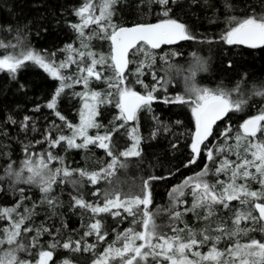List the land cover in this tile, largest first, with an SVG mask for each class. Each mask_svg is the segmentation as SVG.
Segmentation results:
<instances>
[{
    "label": "snow or ice",
    "instance_id": "obj_1",
    "mask_svg": "<svg viewBox=\"0 0 264 264\" xmlns=\"http://www.w3.org/2000/svg\"><path fill=\"white\" fill-rule=\"evenodd\" d=\"M163 9L164 19L156 23H140L131 27L119 26L112 22L114 5L118 0H83L82 5L74 10L79 23H71L70 27L78 34L80 47L73 44H65L58 51L66 54L59 62L56 59L57 52L41 53L20 45H7L0 42V48L7 50L23 47L21 51H13L0 56V73H7L12 80H17L19 73L26 70L29 65L38 67L47 73L52 79L58 81V87L51 100L43 107L52 110L55 117L64 123L71 135L56 134L58 126L52 121L48 128L44 129L43 139H37L34 143L23 146L25 158L18 170L8 164L5 176L9 178L10 185L35 186L44 194V201L55 212L57 201L49 198L53 187L58 182L70 184L77 195L71 196L72 208H81L90 211L95 218L94 222L87 226L80 240H67L61 242L53 236L51 228L30 226L33 212L24 209L21 215L18 209L26 198L25 189L13 186L11 191L17 196L13 207H0V221H7V226L0 227V264H32L30 259L22 258L24 254L31 255L39 249L35 264H50L53 262L54 250L58 247L72 251H91L94 244H83L84 237L95 236L97 241H105L108 232L101 217L102 214L110 215L113 219H126L132 217V224L138 225L140 230L129 227L116 236V240L109 244L93 264H264V237L262 239H250L241 243L240 235H247L249 231L258 230L264 234V108L258 114L252 115L239 125V131L233 136V128L228 125L220 133L223 143L208 146L209 137L214 136V127L218 122L230 119V114L241 113L246 107L245 99H232L233 91L217 88L215 90L198 86L197 75L208 70L204 60L196 57L184 76V94L170 95L169 87L172 81L165 75H158L156 70L157 56L155 50L162 45H175L182 41H192L196 37L190 27L178 19L170 18V0H152ZM176 0H172L175 3ZM207 4V0H205ZM231 7V5H226ZM97 8L99 14L97 15ZM96 25L101 39L110 42L109 56L100 55L89 50L85 42V29ZM87 39H90L88 37ZM220 40L229 46H247L251 49L264 47V11H253L245 17L235 15L229 17V26L221 35ZM138 54L144 59L137 60ZM175 56L177 53L173 52ZM159 59L167 63L168 54ZM135 65L134 71H129L130 65ZM76 65L74 75H65V71ZM99 66V70H98ZM231 67V61H228ZM111 71L110 77L104 76V68ZM175 66L167 64L165 71L174 69ZM148 73L154 83L150 87L144 83L142 77ZM129 75L134 76L135 84L142 86L145 93L134 90L133 81H129ZM104 79L108 85V91L102 94L90 89V83ZM71 81V83H69ZM82 84L84 91L74 93L81 98L82 108L79 112V123L71 124L66 117L57 110V103L66 88ZM23 89L24 85H20ZM264 85L256 86V96L264 97ZM235 94L239 95L237 87ZM115 101V107L119 110L116 120L121 123L115 125L103 135L89 134L90 129H99L103 125L97 122L99 108ZM154 103L166 106L187 105L190 107L194 118L195 131L191 133L189 145L191 157L184 165L188 167L196 164L201 154L206 157L203 168L192 176L186 177L180 184L174 186L169 192L170 207L152 211L153 204L152 183L155 180L166 179L164 176H149L142 181L138 193H126L119 189L114 178L121 168H126L129 158L142 156L140 148L141 136L139 134L138 113L142 109L152 111ZM41 110V105H36L35 112ZM157 124H162L159 117H153ZM131 122L134 123L129 127ZM8 125H17L21 132H36L37 128L32 116L25 115L19 121L8 115L5 121ZM181 124V121H176ZM124 131V134L132 141L131 146L118 153L115 150L113 137L116 133ZM157 128L152 133L155 138L159 133ZM164 132H170L168 125L163 126ZM234 143H230L233 141ZM80 141V142H77ZM65 144L68 149H89L95 146L106 152L110 162L97 171L85 169H70L63 166L62 158L54 156L51 149ZM47 144L48 151L36 153L30 149L35 145ZM173 149L177 144H172ZM234 157V159L232 158ZM53 161H59L61 166L53 168ZM172 173H169L171 176ZM215 177L214 182L208 178ZM221 176L226 179H220ZM0 177V194L6 195L8 188ZM107 182L111 187L103 192L96 188L93 196L103 197L102 203H92L83 198L81 190L83 186L91 184L96 186L101 182ZM254 182L260 187L251 189ZM192 197L191 207H183L187 204L186 195ZM233 201L245 207L246 211H237L232 221L233 230L220 225L217 231L220 235L211 236L206 232L197 233L183 221V217L197 209L206 210L202 218L208 220L214 215L216 208L229 209ZM163 211L167 214L168 225L157 223V216ZM126 214V215H125ZM242 222L259 225V228L241 227ZM183 223L184 226L179 225ZM67 225L65 224L64 227ZM171 231L169 235L164 228ZM58 231V230H57ZM34 233V235H30ZM47 233L53 236L52 242L45 249L40 243L41 237ZM236 237L235 240L233 238ZM227 238L228 246L221 251L218 248L222 239ZM119 243L120 246H116ZM205 245H210L207 253L201 252ZM191 257V258H189ZM67 264V262H65Z\"/></svg>",
    "mask_w": 264,
    "mask_h": 264
},
{
    "label": "trees",
    "instance_id": "obj_2",
    "mask_svg": "<svg viewBox=\"0 0 264 264\" xmlns=\"http://www.w3.org/2000/svg\"><path fill=\"white\" fill-rule=\"evenodd\" d=\"M99 2V0H96ZM83 0H0V42L7 45H16L19 41L23 47L43 53L45 50L49 53L57 52V61L63 60L66 54L58 50L65 44L71 43L77 46L78 34L70 27L71 23H78L79 18L75 16L74 10L79 8ZM231 5V7H226ZM171 11L170 18L178 19L186 23L192 34L196 37L192 41H182L175 45H162L160 49L155 50L157 56L156 70L158 75H165L172 81L168 94H184V76L186 70L190 67L196 57L201 58L207 64L208 70L197 75L196 82L198 86L210 89L222 88L233 91L232 99H245L247 104L243 112L230 114V119L219 122L218 127H214V136L208 140V146L216 143H223L220 133L228 125L233 128L232 135L239 131V125L244 119L258 114L260 109L264 108V97L256 96L254 89L256 86L264 85V47L251 49L247 46H229L224 44L220 37L229 26V17H245L253 11L260 13L264 11V0H176L169 2ZM114 15L112 22L119 25H132L139 23H156L164 19L163 9L160 5L153 3L152 0H118L113 8ZM86 33H91L90 39L85 40L89 45V50L98 55L107 53L110 49V42L101 39L96 25L88 28ZM23 47L16 49L11 47L7 50L0 48V56L13 52L21 51ZM173 52L177 55H171ZM168 54V61L165 63L159 59L160 56ZM144 59L142 54H138L137 60ZM228 61L232 66L228 67ZM167 64L175 66L170 71H165ZM99 70V66H98ZM135 65L129 66V71H134ZM76 65L66 70V75L76 73ZM104 76L110 77L111 71L106 67L103 69ZM136 78L129 75V81H133V88L141 94L145 89L134 83ZM144 83L150 87L154 81L150 74L146 73L142 77ZM58 81L52 79L47 73L38 67L29 65L26 70L19 73L17 80H12L7 73H0V177H3V184L8 188L6 195L0 194V207H13L17 201V196L12 194V187H22L25 189L26 198L18 209L23 215L24 209H31L33 217L30 226L48 227L52 229L53 236L61 244L67 240H80L83 233L87 231V226L94 222V217L85 209L72 208L71 196L77 195L70 184L57 183L53 187V192L49 198H54L57 203L55 212L44 201V194L35 186L29 185H10L9 178L5 176V169L8 164L18 170L21 162L25 158L23 146L27 143H34L37 139H43V131L48 128L52 121L58 126L56 134L71 135L70 130L62 121L55 117L52 110L43 107L48 103L55 89L58 87ZM20 85H24L22 89ZM80 86L66 88L60 96L57 103V110L64 115L68 122L75 125L79 123V112L81 110V98L74 93L84 91ZM93 91L105 94L108 91V85L102 78L100 81L93 80L90 85ZM239 87V95L235 94V89ZM264 90V89H261ZM41 105V110L35 112L36 105ZM119 110L115 107V101L111 104L100 106L97 122L103 127L99 129H90L89 134L95 136L97 132L103 135L110 131L115 125L121 123L116 120ZM8 115L13 116L17 121L23 116H32L37 128L36 132L29 131L23 133L17 125H8L5 123ZM153 117H159L162 124L158 125ZM181 121V124H176ZM136 122H131V127ZM168 125L170 132H164L163 126ZM139 134L141 136L140 148L142 156L139 158H129L126 168L117 171L114 178L119 189L126 193H138L142 181L149 176H164L166 179H158L152 183L153 204L152 211L169 208V192L172 188L180 184L186 177L199 172L206 163V157L201 154L196 164L184 167L191 157L190 142L191 133L195 129L194 118L191 115L190 107L187 105L166 106L154 103L152 111L142 109L138 113ZM160 128L155 138L152 133ZM115 150L118 153L131 146L132 141L124 134V131L116 133L113 137ZM80 142V141H77ZM177 144L173 149L172 144ZM230 143H234L230 141ZM33 152L40 153L48 151L47 144L35 145L30 149ZM54 156L63 160V166L70 169H85L88 171H97L105 167L110 162V157L106 152L95 146L89 149H68L65 144L51 149ZM234 159V157H232ZM59 161H53L52 167H60ZM172 173L169 176V173ZM214 182L215 177L208 178ZM220 179H226L221 176ZM111 185L107 182L93 186L85 184L81 190L83 198L92 203H102L103 197H96L92 192L99 188L101 192L109 189ZM259 185L252 182L251 189L258 190ZM185 199L187 204L183 207H191L192 197L187 194ZM247 209L233 201L229 209L217 207L214 215L204 220L206 210L197 209L196 212H189L183 217L184 223L197 233L206 232L208 235H220L217 228L223 225L229 230L234 229L232 221L235 219L237 211H246ZM126 215V214H125ZM102 220L108 235L105 241L98 242L96 237H84L83 244H94L96 247L91 251H72L58 247L54 250L53 262L50 264H60L67 261L73 264H89L95 260L104 249L116 240V236L123 233L129 227H135L140 230L138 225L132 224V217L126 219H113L110 215L102 214L98 217ZM157 223L168 225L169 220L166 213L161 211L157 216ZM67 225L64 227V225ZM7 226V221H0V227ZM183 227L184 224L179 225ZM241 227L259 228V225H252L249 222H242ZM58 230V231H57ZM169 235L170 229L164 228ZM34 235V233L30 234ZM53 236L45 233L40 243L47 248L52 242ZM264 234L258 230L249 231L248 234L240 235L238 238L241 243H246L250 239H262ZM236 237L233 238L235 240ZM116 246H120L117 243ZM228 246L227 238L222 239L218 248L223 251ZM210 245H205L201 252L209 250ZM39 249L34 250L29 256L24 254L22 258L30 259L35 264L38 259Z\"/></svg>",
    "mask_w": 264,
    "mask_h": 264
},
{
    "label": "rangeland",
    "instance_id": "obj_3",
    "mask_svg": "<svg viewBox=\"0 0 264 264\" xmlns=\"http://www.w3.org/2000/svg\"><path fill=\"white\" fill-rule=\"evenodd\" d=\"M96 3L99 4V2H96ZM96 14H97V15L99 14V9H98V8H97V13H96ZM79 22H80V21H79ZM79 22H78V23H79ZM91 26H92V25H91ZM89 31H90V30L87 29V32H89ZM91 33H92V32H91ZM91 33L89 34V33H86V32H85V40H87L88 37H91V35H92ZM74 47H76V48H79V47H80V40H79V42H78V45H77V46L74 45ZM100 55L109 56V55H110V49H109V51H108L107 53L104 52V53H102V54H100ZM100 55H98V58H99ZM58 62H59V61H58ZM64 74L66 75V72H65ZM69 83H71V81H69ZM73 86H80L79 88H80L81 90H82V87H83L82 84H79V85H73ZM201 87H202V86H201ZM80 107L82 108V101H81V105H80ZM205 253H207V252H205ZM97 258H98V257H97ZM97 258H96V259H97ZM189 258H191V257H189ZM96 259H95V260H96ZM95 260H93V261H92L91 263H89V264H93V262H94ZM65 262H67V261H63V262L60 263V264H65ZM67 264H73V263L67 262Z\"/></svg>",
    "mask_w": 264,
    "mask_h": 264
},
{
    "label": "water",
    "instance_id": "obj_4",
    "mask_svg": "<svg viewBox=\"0 0 264 264\" xmlns=\"http://www.w3.org/2000/svg\"><path fill=\"white\" fill-rule=\"evenodd\" d=\"M139 24H140V23H139ZM134 25H136V24H132V25H124V26H125V27H131V26H134ZM110 50H111V45H110ZM247 118H249V117H247ZM247 118H246V119H247ZM242 122H243V121H242ZM218 123H219V122H218ZM194 131H195V129H194ZM194 131H193V132H194ZM209 138H210V137H209Z\"/></svg>",
    "mask_w": 264,
    "mask_h": 264
}]
</instances>
